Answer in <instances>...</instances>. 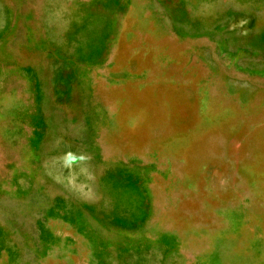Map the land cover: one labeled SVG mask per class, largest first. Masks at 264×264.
<instances>
[{
  "label": "rangeland",
  "instance_id": "374dc122",
  "mask_svg": "<svg viewBox=\"0 0 264 264\" xmlns=\"http://www.w3.org/2000/svg\"><path fill=\"white\" fill-rule=\"evenodd\" d=\"M0 264H264V0H0Z\"/></svg>",
  "mask_w": 264,
  "mask_h": 264
}]
</instances>
